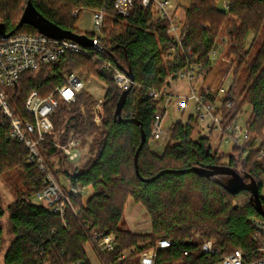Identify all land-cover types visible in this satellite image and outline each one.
Instances as JSON below:
<instances>
[{
    "label": "trees",
    "instance_id": "trees-1",
    "mask_svg": "<svg viewBox=\"0 0 264 264\" xmlns=\"http://www.w3.org/2000/svg\"><path fill=\"white\" fill-rule=\"evenodd\" d=\"M29 1L61 28L91 38L95 36L74 27L78 18L72 12L107 6L98 41L109 53L115 69L133 73L135 85L127 97L122 117L140 121L147 141L139 155L138 177L135 155L142 142L141 128L114 117L124 91L116 86L113 70L105 71L92 60L67 55L56 65L26 73L11 94L13 108L23 120L33 121L26 110L32 92L47 98L56 88L65 85L71 74L87 81L95 77L108 87L106 119L100 128L92 124L96 100L87 90L81 91L74 103L61 101L53 116L54 134L61 135L62 142L79 135L83 145L89 148L86 152L89 157L71 164L60 150L46 143L40 146L44 157L56 177L64 175L74 186L94 192L88 200L82 195L73 196L72 207L62 219L37 202V194L45 189L44 175L36 167L25 165L28 150L11 137L9 122L0 116V176L20 168L30 186L8 208L13 238L2 264H92L87 252L91 231L117 237V249L102 256L103 264L132 263L134 256L155 248L161 240H170L172 246L159 252L156 264H218V258L209 259L202 252L204 242L209 240H214L216 249L223 254L237 249L252 250V221L264 222V217L255 209L252 195L246 191L230 193L229 176L202 177L180 171L226 166L247 181L254 179L261 190L264 162L258 159L257 153L245 157V151L238 147L231 149L228 161L224 162V155L213 151L210 138L195 139L196 117L185 120V111L174 125L171 140L162 153L154 152L150 142L159 102L150 93L161 92L170 77H176L187 67L189 59H183V52L191 50L194 58L204 62L209 73L219 68L218 77L211 84L213 92L218 93L226 76L233 74L234 83L226 95L235 103L232 119L249 105L252 113L246 124L247 144L260 141L263 147L264 0H189L182 19L186 45L177 48L169 59L166 54L174 47L169 23L156 18L152 7H144L143 0H133L132 14L126 18L116 11L112 0H0V24L6 26L8 33L16 29ZM224 1L230 6L225 13L221 11ZM15 34L39 32L25 25ZM223 34L230 37L228 50L217 47ZM214 51L219 57L216 63L212 60ZM54 162L60 164L59 168ZM163 171L172 172L152 180ZM130 200L141 204L150 216L151 234H135L129 229L125 210ZM262 204L264 209V198ZM4 216L0 197V259L5 245L1 224ZM125 252H130V256L119 262L118 257Z\"/></svg>",
    "mask_w": 264,
    "mask_h": 264
},
{
    "label": "built area",
    "instance_id": "built-area-1",
    "mask_svg": "<svg viewBox=\"0 0 264 264\" xmlns=\"http://www.w3.org/2000/svg\"><path fill=\"white\" fill-rule=\"evenodd\" d=\"M116 11L124 18L132 14L133 0H112ZM144 7H152L156 18L169 23V35L173 38L174 47L166 54L172 58L177 48L186 44L183 38L182 20L176 13L168 9L169 0H143ZM105 5L102 9L92 11L94 27L101 35L105 19ZM224 9H230L229 3ZM80 10L73 13L74 18H79ZM91 38V37H90ZM91 47H85L73 40H58L43 34H14L7 40L0 39V116L8 121L11 126V137L22 143L28 150L25 165L36 167L44 175L45 189L36 196L39 204L44 205L51 213L65 218L68 208L72 207L73 196L84 195L87 190L74 186L64 176L63 185L54 174L49 162L44 157L40 146L44 143L54 146L62 152L69 163L78 164L86 156V147L79 135L70 136L65 142L61 135H55L53 116L60 106V102L74 103L79 93L86 89L84 81L77 75L71 74L66 78L65 85L58 87L47 98H41L36 91L32 92L26 102V110L33 121L20 118L13 108L10 90L16 87L22 77L28 72H38L44 66L60 63L67 55H77L92 60L105 71H114L113 80L121 91H126L132 86V81L127 73L115 69L109 53L99 44L98 38ZM230 39L221 36L217 47L224 49L229 45ZM212 53V58L216 56ZM188 58L185 67L176 77L188 84V95L169 91L168 85L161 92L152 91L150 97L159 102L158 111L152 129V142L157 147H166L170 142L173 128L167 127L166 121L172 105L177 101L180 109L186 110L190 101L195 105V117L200 132L206 137H218L221 144L238 147L245 151V157L257 153L258 159L264 162V146L260 141L248 145L249 132L243 122V110L232 119L235 114V103L226 98L227 90L221 88L218 93L212 91L209 82L211 74L205 69L204 62L194 58L191 50L183 52V59ZM135 85V84H134ZM83 114L85 109L82 108ZM104 99L98 100L93 107L92 124L102 127L105 123ZM250 119V118H249ZM215 151V150H214ZM252 242L254 248L250 251L237 249L230 254H223L215 247V241L204 242L202 252L209 258H218V264H264V222L252 221ZM91 243L87 252L92 264H103L102 256L115 252L117 249L115 234L107 232H89ZM199 238L200 236L197 235ZM170 240H161L156 247L140 255L139 264H156L160 251L171 248ZM130 256L125 252L118 257L119 262H124ZM80 264V263H77ZM132 264V263H129Z\"/></svg>",
    "mask_w": 264,
    "mask_h": 264
},
{
    "label": "rangeland",
    "instance_id": "rangeland-1",
    "mask_svg": "<svg viewBox=\"0 0 264 264\" xmlns=\"http://www.w3.org/2000/svg\"><path fill=\"white\" fill-rule=\"evenodd\" d=\"M164 1V0H161ZM170 1V6L168 7L169 11L171 13H176L180 16V19L182 20L184 18V11L185 8L189 6V0H169ZM228 1H224L222 4V8H224V5L227 3ZM77 10L80 9H75L72 12V16L73 13ZM92 11L91 9H83L80 10V16L78 19H76L74 21V27L79 30L80 32L84 33V34H88L90 36L94 35L96 38L100 37V35H98L95 27H94V23H93V18H92ZM227 34H223L222 36H226ZM229 39L230 37L227 36ZM231 46V43L229 42V45L224 48V50H228ZM254 56V54H253ZM218 55L213 57V62L216 63L218 60ZM218 65V64H217ZM216 65V67H217ZM219 68H214L211 71V78L209 79V82L212 84L213 81L218 77L219 74ZM86 85V89L96 100V102H98V100H102L104 99V110H105V95L107 92L108 87L103 84L102 82H100L98 79H96L95 77L90 78L88 81L85 79H82ZM169 82V91L174 93H181L183 95H188L189 91H188V84L186 81L181 80V79H172V77L169 78L168 80ZM234 83V76L232 73H230L229 75L226 76L225 80L223 81V83L221 84V87L229 90V88L233 85ZM13 93V89L10 90V94ZM243 113H244V118H243V122L246 123V121L249 120L251 113H252V109L249 105H245L244 108L242 109ZM185 111V116L184 119L188 120V118L190 116H194L195 115V105L194 102L190 101V103L188 104V107L186 110H182L180 109L178 102L176 101L172 107H171V111L169 113V116L167 118L166 121V125L167 127H171L173 128L174 125L176 124L177 121H179L180 119V115L181 113ZM83 113V112H82ZM200 136H206L205 134H203V132L199 130V128L197 129L196 135H195V139H197ZM210 140L212 141V149L217 150L219 153L223 154V161L227 162L229 159V154L231 153V149L232 146H228L225 144H221L220 140L218 139V137L216 136H212L210 138ZM150 147L152 148V150L154 152L157 153H162L159 149V147H157V144L154 142H150ZM88 147H86V151L88 153ZM161 149H164V147H161ZM86 154V153H85ZM86 158L89 157V155H85ZM56 168H59L60 164L57 162H54ZM59 182L63 185V183L65 182V178L64 175L58 176L57 177ZM28 181L26 178V174L20 169V168H16L10 172H8L7 174L1 175L0 176V197L2 200V205L3 208L5 210V216L3 217V219L1 220V224L4 228V238H5V245H4V250L3 253L1 254V259H0V263H3V259H4V255L6 252V249L8 248L13 236L11 234L10 231V224H9V216L10 213L8 211L9 206H11L18 198L19 193L22 192H26L28 187ZM262 184V189H261V197L264 198V177L261 181ZM93 190L92 189H88L85 194L83 195L84 200H88L92 195H93ZM131 254V253H130ZM139 259L140 256H134L132 258V264H139Z\"/></svg>",
    "mask_w": 264,
    "mask_h": 264
},
{
    "label": "water",
    "instance_id": "water-1",
    "mask_svg": "<svg viewBox=\"0 0 264 264\" xmlns=\"http://www.w3.org/2000/svg\"><path fill=\"white\" fill-rule=\"evenodd\" d=\"M221 11L225 13L226 9L222 8ZM25 25L31 26L34 29H36L40 34L46 35L53 39L73 40L85 47H91L96 43L95 39L90 38L87 35H79L72 31L65 30L61 28L60 26H58L57 24L53 23L52 21L48 20L36 9L32 1L28 2V5L24 11V14L15 30L8 33L6 30V26L3 24H0V39L7 40L11 36H13L17 30H19ZM127 75L132 81V86L128 90L122 93L120 100L117 103L114 117L118 119L120 122L134 123V124H137L141 128L142 142L135 155L136 173H137V176L140 177L138 159H139L140 152L142 151V148L147 141V137L142 128V124L140 121H138L137 119L124 120L122 117V111L126 104L127 97L135 84V78L133 76L132 71H128ZM170 172L172 171H163L159 175H157L155 178H153L152 180L157 179L161 175L165 173H170ZM180 172L181 173L194 172L196 174H199L202 177H213V176H218V175H226V176L231 177V180L229 181L228 186H227V190L232 194H237L241 191L249 192L253 197L256 211L258 212L259 215L264 217L261 190H260L259 184L254 179H250L249 181H247L246 178L242 177L234 169L226 167V166L218 167L212 170L204 169V168H192V169L180 171Z\"/></svg>",
    "mask_w": 264,
    "mask_h": 264
},
{
    "label": "crops",
    "instance_id": "crops-1",
    "mask_svg": "<svg viewBox=\"0 0 264 264\" xmlns=\"http://www.w3.org/2000/svg\"><path fill=\"white\" fill-rule=\"evenodd\" d=\"M160 150L163 151V149ZM125 221L135 234H151L152 232L150 216L141 204H137L133 200H130L126 207Z\"/></svg>",
    "mask_w": 264,
    "mask_h": 264
}]
</instances>
